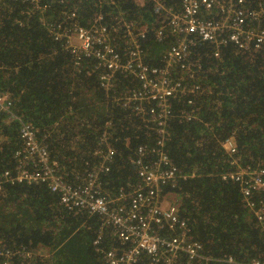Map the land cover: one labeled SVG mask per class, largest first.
I'll return each mask as SVG.
<instances>
[{"label": "trees", "instance_id": "16d2710c", "mask_svg": "<svg viewBox=\"0 0 264 264\" xmlns=\"http://www.w3.org/2000/svg\"><path fill=\"white\" fill-rule=\"evenodd\" d=\"M160 1L173 10L181 6L180 0ZM43 4L45 9H35L25 0H0V92L8 91L13 97L15 115L8 118L0 113V238L7 247L25 245L34 251L33 257L43 259L39 252L55 244L59 226L82 223L84 252L95 264H106L92 246L100 221L96 215L70 213L46 184L9 183L3 170L13 172L19 159L14 154L22 144V120L46 146L66 181L73 182L95 150L104 152L108 144L114 157L109 170L100 174L101 186L115 193L128 187L127 180L134 183L136 167L129 156L141 143L151 146L154 130L131 108L105 94L97 73L90 71L93 59L82 58L76 66L65 36L56 37L58 27L50 31L47 24L64 21L89 27L98 15L109 27L135 22L136 29L145 30L140 44L144 61L151 66L162 64V54L174 37L166 25L167 35L156 38L160 20L166 23L168 15L153 11L155 0H40ZM211 10L207 11L210 15ZM191 61L200 64V90L190 105L186 99L174 102L165 141L172 162L180 173L189 175L177 179L173 188L180 215L201 243L202 253L214 258L212 264L264 259V233L244 207L238 185L220 177L231 169L233 158L264 167V50L241 51L226 45L214 57L213 44L200 42ZM117 79L120 85L126 82L122 75ZM183 107L194 109L193 119L180 117ZM229 136L237 148L233 157L221 146ZM102 137H108V142L97 145ZM59 212L61 218L66 217L61 223L56 219ZM69 235L70 230L61 234L62 248ZM105 237L109 238L108 231ZM114 244L110 240L106 247ZM229 256L235 263L226 262ZM43 261L38 260L50 264L46 256ZM139 264L149 263L143 257ZM173 264L198 263L180 254Z\"/></svg>", "mask_w": 264, "mask_h": 264}, {"label": "built area", "instance_id": "2783aa9c", "mask_svg": "<svg viewBox=\"0 0 264 264\" xmlns=\"http://www.w3.org/2000/svg\"><path fill=\"white\" fill-rule=\"evenodd\" d=\"M25 1L35 9L47 7L40 5V0ZM180 1V9L173 10L155 0L153 11L159 15L166 11L168 15L166 23H163L165 19L160 20L156 38L160 40L167 35L166 25L174 37L162 54L159 66L145 63L140 44L145 30L136 29L131 22H123L122 28L118 23L109 27L98 15L89 27L64 21L47 24L50 31L58 27L56 37L65 36L76 66L82 58L93 59L90 71L97 73L105 94L116 104L131 108L154 130L151 146L141 143L129 156L136 167V181L129 183L127 190L119 188L111 193L101 186L100 174L109 170L113 147L107 144L104 152L95 150L94 156L100 159L93 165L88 164L83 173L76 172L74 181L68 182L57 164L47 161L46 146L35 139L30 125L22 120L19 123L22 144L14 154L19 163L13 172L3 170L5 181L9 183L46 184L50 191L59 194L60 203L70 213L96 215L100 221L92 246L96 254L103 255L106 264H139L143 257L149 264H173L180 254L198 264L214 261L202 253V245L194 238L187 220L181 217L178 203L162 200L165 193L174 192L177 179L189 177L180 173L167 154V124L173 115L174 102L186 99L190 105L200 90V64L191 61L197 44H213L214 57H218L220 49L226 45L241 51L264 50V0ZM208 10L213 13L210 15ZM73 36L80 42L78 47L70 44ZM118 75L125 78L124 86L116 81ZM13 106L11 94L0 92V113L14 117ZM193 111L191 107H183L180 117L189 121L194 118ZM107 142L108 137H102L97 145ZM221 146L230 157L237 153L231 136L225 138ZM220 177L238 185L244 207L264 233V167L244 165L233 158L231 169ZM105 229L109 232L108 239ZM110 240L115 244L108 248ZM33 254L25 245L7 247L0 238V264H38ZM225 260L235 263L230 256ZM237 264H264V259L251 258Z\"/></svg>", "mask_w": 264, "mask_h": 264}, {"label": "rangeland", "instance_id": "374dc122", "mask_svg": "<svg viewBox=\"0 0 264 264\" xmlns=\"http://www.w3.org/2000/svg\"><path fill=\"white\" fill-rule=\"evenodd\" d=\"M129 22H131V21H129ZM131 23L134 26L137 25V23H135V22H131ZM70 44L78 47L80 42L75 36H73L70 39ZM116 81H118V79H116ZM119 82H121V81L119 80ZM125 83L126 82H124V84ZM124 84L120 85V86H124ZM140 127L141 126L139 125L138 129H140ZM99 159H100V157L94 156L90 160H87V163L89 165H93ZM49 160H51V159L49 157H47V161H49ZM15 161H16V163L14 165L17 166L19 161H18V159H15ZM51 161L54 162L53 160H51ZM131 182H133V181L129 179L125 183L128 185ZM164 195H165V197H163L162 200L166 201V203L178 202V196H177L175 190H174V192H167ZM87 215H89V214H87ZM56 219L58 220L59 223H61L63 220L66 219V217L61 218V213H60L59 216H56ZM54 224H56L55 221H54ZM83 228L84 227H83L82 223H70L68 225L59 226V228H57V236L54 239L55 244H52L51 248H47V249L43 248V250L39 252L42 255V258L44 259L46 256V258L48 259V263H50V264H95L94 261L93 262L90 261L89 256L84 252V243L86 241V238L83 234L86 235V233L82 232ZM67 230H70L71 236L69 235V237L66 238V242L64 243L63 248H62L60 246V243H59L60 239H61V234ZM72 235H76V238L72 237ZM80 246H82V247H80ZM79 247L81 250L80 253L78 251ZM33 253H34V251H33ZM43 259H38L37 257H34V260H36L38 264H39L38 260L41 262V261H43ZM45 262L46 261H43V263H45Z\"/></svg>", "mask_w": 264, "mask_h": 264}, {"label": "clouds", "instance_id": "9594fccd", "mask_svg": "<svg viewBox=\"0 0 264 264\" xmlns=\"http://www.w3.org/2000/svg\"><path fill=\"white\" fill-rule=\"evenodd\" d=\"M85 169V168H84ZM84 172V170L83 171H81V172H79V173H83Z\"/></svg>", "mask_w": 264, "mask_h": 264}, {"label": "crops", "instance_id": "0c3cea01", "mask_svg": "<svg viewBox=\"0 0 264 264\" xmlns=\"http://www.w3.org/2000/svg\"><path fill=\"white\" fill-rule=\"evenodd\" d=\"M104 231H105V233H106L107 229H105ZM50 248H51V247H50Z\"/></svg>", "mask_w": 264, "mask_h": 264}]
</instances>
